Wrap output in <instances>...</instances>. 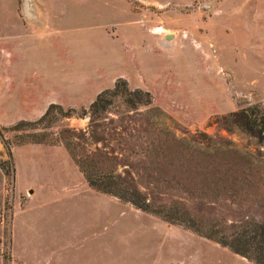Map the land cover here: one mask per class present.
Segmentation results:
<instances>
[{
  "label": "rangeland",
  "instance_id": "rangeland-1",
  "mask_svg": "<svg viewBox=\"0 0 264 264\" xmlns=\"http://www.w3.org/2000/svg\"><path fill=\"white\" fill-rule=\"evenodd\" d=\"M118 80L151 103L131 111L111 97L103 147L76 114ZM254 104L264 108V0H0V264H256L92 190L75 161L98 147L121 156L120 172L129 155L143 189L150 144L186 141L208 174L154 163L174 184L148 197L181 199L205 221L264 222V133L217 122ZM226 166L236 179L210 171Z\"/></svg>",
  "mask_w": 264,
  "mask_h": 264
},
{
  "label": "trees",
  "instance_id": "trees-1",
  "mask_svg": "<svg viewBox=\"0 0 264 264\" xmlns=\"http://www.w3.org/2000/svg\"><path fill=\"white\" fill-rule=\"evenodd\" d=\"M121 84V90L118 87ZM119 96L122 103L129 109L135 110L138 106H147L151 103V96L147 91L141 89H130L124 80H118L114 88L105 90L98 94L94 101L87 109H82L76 114L77 117H88V133L94 144L101 142L104 147L105 137L102 135L100 127L103 126L101 120L106 118L105 114L109 112V106L112 103L111 97ZM50 110L44 114L45 117ZM62 117H70L71 112H62ZM220 126L231 132L234 129H239L251 136L260 137L264 133V108L259 104H254L237 111L230 112L217 119ZM69 131V130H67ZM96 144V145H97ZM145 157L147 159L144 166V174L146 176L145 185L138 186L132 171L128 167L132 166L129 160V155L125 156L122 165H128L126 169L117 171V167L112 163L118 164L121 156L101 152L98 147L89 153H82L75 156V161L83 175L87 186L97 192L108 194L116 197L122 202L129 203L136 209L150 213L160 217L171 224H179L201 237L211 239L223 247H227L231 252L239 254L256 264H264V222H255L253 220H245L242 222L226 221H205L204 216H196L192 214L181 199L170 200V203H163L154 197H148V193L143 190L152 187V189L160 182L171 184L170 179H165L163 176L170 172L169 169L154 166V163H165L172 166L174 162H181V167L187 165L185 175L188 180L196 182L202 181L208 169L206 164L203 165L202 160L207 162L205 154L191 148V143L186 141L175 140V138H165L158 145H151ZM200 154L199 160L197 157ZM203 155V156H202ZM197 158V159H196ZM196 161V164L192 162ZM194 165V166H193ZM197 167V168H196ZM194 168V169H193ZM219 173L223 179H236V171L231 167L226 166L224 170H210ZM197 175V176H196ZM196 176V177H195ZM172 183L171 185H173ZM182 188L188 190V182L185 177L182 182ZM151 189V191H152ZM150 191V192H151Z\"/></svg>",
  "mask_w": 264,
  "mask_h": 264
},
{
  "label": "water",
  "instance_id": "water-1",
  "mask_svg": "<svg viewBox=\"0 0 264 264\" xmlns=\"http://www.w3.org/2000/svg\"><path fill=\"white\" fill-rule=\"evenodd\" d=\"M170 37H171L170 35H167V36H166V39L169 40ZM30 192H32V191H30Z\"/></svg>",
  "mask_w": 264,
  "mask_h": 264
},
{
  "label": "crops",
  "instance_id": "crops-1",
  "mask_svg": "<svg viewBox=\"0 0 264 264\" xmlns=\"http://www.w3.org/2000/svg\"><path fill=\"white\" fill-rule=\"evenodd\" d=\"M75 194H77V192H73L72 194H69V195H75Z\"/></svg>",
  "mask_w": 264,
  "mask_h": 264
}]
</instances>
